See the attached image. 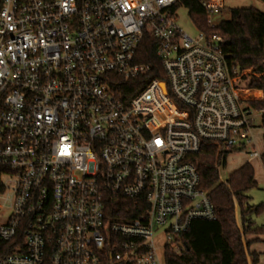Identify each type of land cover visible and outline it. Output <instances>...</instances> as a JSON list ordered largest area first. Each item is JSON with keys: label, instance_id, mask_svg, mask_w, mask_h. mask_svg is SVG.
<instances>
[{"label": "built area", "instance_id": "1", "mask_svg": "<svg viewBox=\"0 0 264 264\" xmlns=\"http://www.w3.org/2000/svg\"><path fill=\"white\" fill-rule=\"evenodd\" d=\"M183 1L0 0V240L15 249L0 264H162L160 247L180 254L218 218L192 158L204 141L264 167L227 41L187 34ZM195 1L215 29L223 0ZM145 36L166 79L136 62Z\"/></svg>", "mask_w": 264, "mask_h": 264}, {"label": "trees", "instance_id": "2", "mask_svg": "<svg viewBox=\"0 0 264 264\" xmlns=\"http://www.w3.org/2000/svg\"><path fill=\"white\" fill-rule=\"evenodd\" d=\"M183 2L199 29L219 34L227 41L223 50L239 71L236 84L238 99L261 113V128L264 130V13L253 8H238L226 18L223 8L216 19V28L210 29L197 2ZM156 49L157 42L145 36L136 54L137 63L151 68L147 80L166 79ZM118 90L130 98L137 95L141 87L134 86L131 81L121 82ZM229 154L217 143L204 141L200 151L193 155L200 176V188L208 193L218 218L216 221H194L189 231L178 240L182 244L180 254L170 247L165 248V264H249L245 238L264 233L252 221V216L259 215L263 206L251 205L247 195L257 187L251 164L246 163L221 182L220 169L226 165ZM237 211L240 212L241 226L237 223ZM14 250L13 242L0 240V258ZM256 262L255 256L253 264Z\"/></svg>", "mask_w": 264, "mask_h": 264}, {"label": "rangeland", "instance_id": "3", "mask_svg": "<svg viewBox=\"0 0 264 264\" xmlns=\"http://www.w3.org/2000/svg\"><path fill=\"white\" fill-rule=\"evenodd\" d=\"M225 7L224 17L229 18L230 12L238 8H253L261 13H264V2L261 0H223ZM179 26L190 36L196 37L198 29L194 25V19L191 17L187 9L181 8L178 12ZM168 112L169 109L165 108ZM252 137L255 145V149L264 154V130L261 128V116L258 114L252 129ZM254 148L247 147L245 150L239 153L229 154L226 160V165L220 169V180L225 182L235 171L240 169L246 163L253 166L255 171V179L257 187L251 189L248 192L250 197V204L253 206H263V210L259 215L252 216V221L259 228L264 230V168L262 162L259 159H251L249 153ZM237 223L241 226L240 212L237 211ZM248 243V263L253 264L255 256L257 257L256 264H264V233L258 235H248L245 238ZM162 242L161 236L157 238V245L160 246ZM163 256L162 247L159 251ZM162 264H165L164 259Z\"/></svg>", "mask_w": 264, "mask_h": 264}, {"label": "crops", "instance_id": "4", "mask_svg": "<svg viewBox=\"0 0 264 264\" xmlns=\"http://www.w3.org/2000/svg\"><path fill=\"white\" fill-rule=\"evenodd\" d=\"M252 159V158H251ZM253 167V166H252ZM264 168V167H263ZM255 182H256V179H255ZM257 183V182H256Z\"/></svg>", "mask_w": 264, "mask_h": 264}]
</instances>
